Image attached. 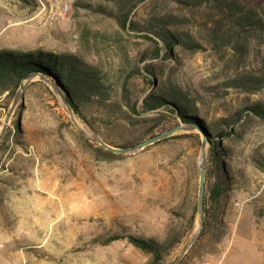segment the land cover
I'll return each mask as SVG.
<instances>
[{
    "label": "rangeland",
    "instance_id": "374dc122",
    "mask_svg": "<svg viewBox=\"0 0 264 264\" xmlns=\"http://www.w3.org/2000/svg\"><path fill=\"white\" fill-rule=\"evenodd\" d=\"M55 1L0 0V51L76 56L102 71L112 87V100H120L122 82L143 66L142 54L153 49L144 37L147 34L124 32L115 20L95 9H113L114 0H63L69 13L49 24ZM82 2L93 9L76 6ZM158 15L178 17L179 30L192 35L202 48L192 51L178 46L172 58L152 62L155 83L177 85L189 99L197 100L210 123L236 118L248 105L264 104V89L247 93L226 86L241 74L264 72V38L251 41L243 54L223 42L216 47L209 42V10L173 0H146L133 19L145 25ZM147 87L142 76L132 79L136 94ZM19 91L11 100L0 99V131ZM68 111L36 78L0 140V264L151 261L128 240L108 246L96 242L114 235L168 241L163 264H173L199 228L195 209L203 135L197 130L178 132L137 154L100 159L94 148L101 146L89 139L94 133L106 143L134 144V148L187 124L163 111L166 118H160L159 112L144 116L153 118V125L131 126L121 114L93 103L83 107L86 121L73 113L88 138ZM231 129V136L221 141L227 153L222 208L210 217L181 264H264V118L249 114ZM208 148L207 143V170L211 168ZM53 179L56 187L48 192ZM212 183L210 179L206 186Z\"/></svg>",
    "mask_w": 264,
    "mask_h": 264
},
{
    "label": "trees",
    "instance_id": "16d2710c",
    "mask_svg": "<svg viewBox=\"0 0 264 264\" xmlns=\"http://www.w3.org/2000/svg\"><path fill=\"white\" fill-rule=\"evenodd\" d=\"M145 1L114 0L113 9L101 6L95 8L98 12L115 20L124 32L146 33L144 37L153 44L151 52L143 53L141 56L139 63L143 66L136 67L135 71L130 73L129 78L122 82L119 92L120 100H112V87L105 82L103 72L83 59L45 51L23 53L6 50L0 51V99L4 96L10 100L13 99L24 80L31 75L39 74L60 89L73 113L85 121L84 105L95 103L111 112L121 114L122 120L131 126H136L141 122L153 125V118H144V116L159 112L161 113L160 118H166L169 114L183 124L199 128L207 137L209 145L211 168L207 170L206 184L210 179L213 180L210 187L206 186L205 230L210 217L219 215L226 191L223 178L227 177V171L223 160L227 153L221 141L229 138L232 134L231 127L249 114L264 118V104L248 105L238 112L236 118L221 119L219 123H210L198 109L197 100L189 99L177 85L167 87L164 82L160 86L155 83L157 72L152 62L172 58V50L175 47L182 46L197 51L202 48V45L192 35L179 30L178 26L181 25L179 22L182 21L176 16L158 15L152 17L145 25L135 21L134 12ZM173 1L195 9L207 8L209 10L211 13L209 42L216 47L223 42L235 52L243 54L248 52L251 41L264 38V0ZM76 6L88 10L93 9L92 5L87 2L76 3ZM137 74L142 76L145 84L148 85L139 94L132 89V79ZM226 86L238 88L247 93L259 92L264 89V72L241 74L231 79ZM163 111L167 114L162 113ZM160 124H162L161 120L157 122V125ZM173 128L175 127L171 129ZM152 131L151 127L150 133H153ZM109 145L120 149H129L134 146V144L116 146L112 143ZM94 152L100 159L122 157L102 147L94 148ZM195 210L197 212V208ZM194 220L195 218L193 223ZM119 240H128L135 248L148 255L151 260L148 264H163L170 246L168 241L160 243L153 239L146 240L133 235L126 237L114 235L97 239L96 242L108 246Z\"/></svg>",
    "mask_w": 264,
    "mask_h": 264
},
{
    "label": "water",
    "instance_id": "95a60500",
    "mask_svg": "<svg viewBox=\"0 0 264 264\" xmlns=\"http://www.w3.org/2000/svg\"><path fill=\"white\" fill-rule=\"evenodd\" d=\"M36 78H39L41 81H43L50 88V91L63 104L68 106V108H69L68 112H69V115L71 117L73 124L77 127V129L80 131V133L82 135L88 137L87 132L85 130H83L79 126L78 122L76 121L74 114H73V111L71 109V106L69 105L65 96L61 93L60 89L55 84H53L49 79H47L46 77L39 75V74H35V75L29 76L26 80H24L22 82L21 87H20V91L14 100L12 108L10 109V111L6 115L3 128L0 131V140H1L3 134L5 133V131L8 127L10 119L13 115L15 108L17 107V105L19 103V100L24 97V94H25V92L29 86V83ZM196 130L199 131L204 137L202 145H201L200 177H199V190H198V202H197V211H198V216H199V228H198L197 232L195 233V235L193 236V238L191 239V241L189 242V244L183 249V251L180 253L179 257L176 259V261L173 264H181V262L184 260L185 256L190 251V249L193 247V245L196 243V241L198 240V238L200 237V235L202 234L203 229H204L205 195H206V180H207V161H206V153H205L207 140H206L204 133L199 128H197L193 125H179V126L173 128V129H171V130H169L163 134H160L156 137H153L151 139L143 141L142 143H140L136 147L130 148V149L114 148V147L110 146L109 144H107L96 133H94V138L88 137L92 141L99 143V145L102 148H104L105 150H107L111 153H114L117 155H133V154H137V153L143 151L144 149H146V148H148V147H150V146H152L158 142H161V141L173 136L174 134H176L178 132H193Z\"/></svg>",
    "mask_w": 264,
    "mask_h": 264
},
{
    "label": "built area",
    "instance_id": "2783aa9c",
    "mask_svg": "<svg viewBox=\"0 0 264 264\" xmlns=\"http://www.w3.org/2000/svg\"><path fill=\"white\" fill-rule=\"evenodd\" d=\"M42 6L46 9L43 3ZM69 11H70V7L67 3H65L63 0H57L55 1L54 6L49 12L47 22L49 24H54L57 21H59V19L66 17ZM204 264H214V263L211 261H205Z\"/></svg>",
    "mask_w": 264,
    "mask_h": 264
},
{
    "label": "bare ground",
    "instance_id": "6f19581e",
    "mask_svg": "<svg viewBox=\"0 0 264 264\" xmlns=\"http://www.w3.org/2000/svg\"><path fill=\"white\" fill-rule=\"evenodd\" d=\"M51 178V177H50ZM53 178H55V177H53ZM44 182V181H43ZM45 183V182H44ZM45 185V184H44ZM54 187H56V185H55V182H54V179H53V181L50 183V186L46 189V191H50V189H53ZM66 192V191H65ZM67 197V196H66ZM46 202V201H45Z\"/></svg>",
    "mask_w": 264,
    "mask_h": 264
}]
</instances>
